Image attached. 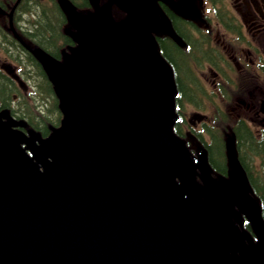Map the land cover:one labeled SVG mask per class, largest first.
<instances>
[{
	"label": "water",
	"instance_id": "water-1",
	"mask_svg": "<svg viewBox=\"0 0 264 264\" xmlns=\"http://www.w3.org/2000/svg\"><path fill=\"white\" fill-rule=\"evenodd\" d=\"M112 2L127 17L81 27L63 62L37 53L59 129L28 137L0 113V264H264V222L233 154L229 180L201 166V194L172 131L171 71L142 20L153 0Z\"/></svg>",
	"mask_w": 264,
	"mask_h": 264
},
{
	"label": "flooded vegetation",
	"instance_id": "flooded-vegetation-1",
	"mask_svg": "<svg viewBox=\"0 0 264 264\" xmlns=\"http://www.w3.org/2000/svg\"><path fill=\"white\" fill-rule=\"evenodd\" d=\"M104 2L105 0H100L99 6ZM155 2L156 8L159 7L161 25L152 34L161 55L163 52L172 55V63L164 55L163 57L172 69L176 90L180 91V81L192 94L195 88L200 93L196 99L199 105L189 102V107L194 109L189 116L179 109L178 101L179 104L181 101L176 95V126L179 132L182 133L183 127L196 147L204 145L208 149L211 144L204 142L206 139L201 131L205 130L207 136L213 138L208 130L209 126L216 122L223 123L225 111H228V118L232 120L233 126L236 125L232 130L235 137L239 140L243 132H249L252 140L250 152L256 155L258 151L264 152V0ZM74 6L82 14L93 11L92 1L74 0ZM113 6L114 4L111 7L112 18L122 19L125 13ZM3 9L4 12L0 11V33L4 22H15L11 14L3 15L6 14L7 7L3 6ZM50 25L53 26L51 23ZM62 36L61 42L58 38L39 41L33 33H30L28 38L32 39V44L39 45L59 58L65 43L66 50H69L72 44L66 34ZM3 50L6 55L4 60L7 61L9 58L31 59L28 70L37 73L39 65L33 54L24 50L21 44L8 42ZM179 57L182 63L178 60ZM181 64H184V79L179 73ZM0 77L5 78L1 73ZM226 105H230L229 110H225ZM256 141H259L260 145L256 146Z\"/></svg>",
	"mask_w": 264,
	"mask_h": 264
},
{
	"label": "trees",
	"instance_id": "trees-1",
	"mask_svg": "<svg viewBox=\"0 0 264 264\" xmlns=\"http://www.w3.org/2000/svg\"><path fill=\"white\" fill-rule=\"evenodd\" d=\"M50 23H54V20L51 19L50 21H45V20H38L36 22L31 23L30 25H37V33H38V38L44 39V40H48L51 38H54V35L58 32V28L56 26H51ZM48 35V37H47ZM174 54H176V52H173ZM163 55L166 57V59H168L169 62L172 63L171 58L172 55L169 54V52H163ZM174 56V55H173ZM177 56V55H176ZM178 57V56H177ZM179 61H181L182 63V59L179 57L178 58ZM181 70L179 71L180 74H182L181 76H183V69H184V64H181ZM37 72L40 73L41 77H40V81L42 83H46L45 86H43L42 84H40V89L38 91V96L41 97L42 99H45L47 104L43 102V108H45V110H40L41 113H34L31 108L28 107V104L31 106V103L27 102L24 98L22 100V103L24 104V112L27 113L28 116V124L34 128L35 130L39 131L43 136L46 135L49 131V129L51 127H56L59 125V121H60V112L57 108V101L54 98L53 92L51 91L50 86L47 83V80L45 78V75L42 73L41 69H37ZM186 76V75H185ZM187 79V78H186ZM6 78H2V81L0 82V104L2 107L0 108H4L7 107L8 102H10V100L12 99V94H13V90L11 88V85L9 83V81ZM179 83V92H178V99L181 101V98L184 97L185 100L190 101L191 100V95L192 92H189L184 86V84H182L180 81H178ZM184 88V89H182ZM182 96V97H181ZM179 104V101H178ZM46 106V107H45ZM32 118H34L32 120ZM240 140V141H239ZM239 143L240 146L247 150L250 148V142L251 137L249 135V132H243L242 135L239 137ZM250 153V152H249ZM222 156H224V152H223V145H222V141L221 139L218 138H214L213 142L211 143V145L208 147V159H209V163L211 165V167L214 170H217L219 172H224L225 168H224V162L222 161ZM242 163L243 160L241 159ZM244 165V163H243ZM244 168L247 172L248 178L252 184V180H251V175H250V171L247 165H244ZM254 190L257 192L258 188L256 186H254ZM258 193V192H257Z\"/></svg>",
	"mask_w": 264,
	"mask_h": 264
},
{
	"label": "rangeland",
	"instance_id": "rangeland-1",
	"mask_svg": "<svg viewBox=\"0 0 264 264\" xmlns=\"http://www.w3.org/2000/svg\"><path fill=\"white\" fill-rule=\"evenodd\" d=\"M38 11H44V12H45V9H44L42 6H39V7H38ZM52 11H53V10H52ZM54 11L57 12V10H54ZM57 13H58V12H57ZM155 16H157L156 12H155ZM72 23H74V19H73L72 13L69 12V23H67V25L65 26V29H66V30H70V29H71V24H72ZM5 56H6V55H5ZM5 56L2 55V54L0 53V58H1V59H5ZM8 60H9L10 63L13 64V62L10 60V58H9ZM14 64H15V63H14ZM15 65H16V64H15ZM184 76H185V75H183V79H184ZM185 80H186V79H185ZM185 80H183V81H185ZM201 105H202V104H201ZM203 105L205 106V104H203ZM229 106H230V105H226V106H225V108H226L225 110H229ZM35 110L38 111L37 108H35ZM186 110H187V111H186V115H188L190 112L194 111V109H192L191 107H189V108L187 107ZM225 110H224V111H225ZM38 112H39V111H38ZM225 112H226V114L228 115L229 112H228V111H225ZM43 113H44V112H43ZM43 113H41V114H43ZM188 116H189V115H188ZM188 116H187V117H188ZM228 116H229V115H228ZM203 137H207V135L204 133V134H203ZM191 147L194 148V149H196V146H194V145H191ZM234 218H235V220L237 221V223H238L239 225H240V224L243 225V223H244L243 220H244V219H243L242 217H240V216H234Z\"/></svg>",
	"mask_w": 264,
	"mask_h": 264
}]
</instances>
